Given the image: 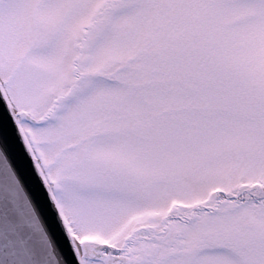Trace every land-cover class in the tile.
I'll return each instance as SVG.
<instances>
[{
  "label": "snow or ice",
  "instance_id": "1",
  "mask_svg": "<svg viewBox=\"0 0 264 264\" xmlns=\"http://www.w3.org/2000/svg\"><path fill=\"white\" fill-rule=\"evenodd\" d=\"M0 264H264V0H0Z\"/></svg>",
  "mask_w": 264,
  "mask_h": 264
},
{
  "label": "water",
  "instance_id": "2",
  "mask_svg": "<svg viewBox=\"0 0 264 264\" xmlns=\"http://www.w3.org/2000/svg\"><path fill=\"white\" fill-rule=\"evenodd\" d=\"M17 162L20 165V167L26 171V165H25L24 160L20 158L19 156H17ZM29 182H31L30 178H29Z\"/></svg>",
  "mask_w": 264,
  "mask_h": 264
}]
</instances>
